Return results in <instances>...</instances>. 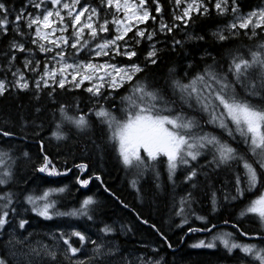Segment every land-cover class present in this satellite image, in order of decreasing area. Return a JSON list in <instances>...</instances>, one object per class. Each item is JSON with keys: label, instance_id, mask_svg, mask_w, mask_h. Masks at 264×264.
<instances>
[{"label": "snow or ice", "instance_id": "1", "mask_svg": "<svg viewBox=\"0 0 264 264\" xmlns=\"http://www.w3.org/2000/svg\"><path fill=\"white\" fill-rule=\"evenodd\" d=\"M167 2L170 20L164 15L162 0H23L19 7L12 0H0V96L31 92L36 101L46 95L55 103L57 90L87 93L92 105L87 111L81 109L79 100L72 105L76 115L69 114L68 105H59L60 120L49 139H55L58 146L64 143L68 155L74 157L75 144H68L71 137L63 127L67 123L78 133H86L92 128L90 116L94 115L106 125L108 140L122 164L138 169V175L151 168L158 189L162 187L161 163L173 189L177 187V172H182L180 183L187 186V191L174 203V207L178 205L175 215L181 217L177 227L183 229L191 216L203 227L189 226L188 233L212 234L210 240H199L191 248L216 249L219 242L228 255L239 250L254 264H264V246L237 241L235 233L223 229L213 233L217 225L209 218L226 205L244 199L246 193L258 186L264 188V5L245 12L239 0ZM213 15L225 20L211 32L217 43L244 35L259 41L255 50L249 49L250 58L239 53L232 55L226 70L218 67L211 53H205L201 59L207 57L211 63H205L187 83L173 78L170 87L173 95L179 93L183 105L206 117L204 124L218 129L222 135L203 131L204 125L196 116L185 114L183 108L177 111L173 107L175 101L165 100L161 89H150L147 82L138 78L150 65L158 64L165 48L175 52L184 47L186 40L177 39L176 33L184 32L187 40H204L203 35H192L187 30L198 19ZM144 42L147 51L141 63L135 58ZM161 44L165 47H158ZM187 67L191 69L193 64ZM125 86L128 94L120 96L124 106L118 109L123 117L117 118L105 104L116 108L115 97ZM40 111V107L35 109L36 113ZM18 127L19 131L0 127V137L31 139L38 145L34 172L61 177L76 170L75 183L81 188H86L92 180L104 185L100 174L92 172L85 177L88 163L73 162L68 166L67 156L61 159L59 155L54 158L49 154L42 122L29 120L21 113ZM229 141L242 146L243 151ZM92 144L95 146V141ZM22 155L31 160L28 151ZM208 155L211 159L201 164L200 157ZM8 161H12L9 153L0 152V186L6 187L14 180ZM132 185L139 193L136 180ZM201 189L206 190L209 215L197 214L192 209L197 202L195 193ZM66 190V186L49 188L39 195L26 194L23 200L10 188L0 191V236H9L5 244L8 255H0V264H168L159 255L160 247H151L149 251L153 255L146 257L135 249L122 250L112 240L104 239L116 233L107 223L97 228V239H92L87 229L76 224L58 227L51 233L52 245L32 247L26 243L28 237L20 239L19 233L31 226L28 213L45 221L66 217L95 224L93 206L97 201L91 196L79 208L68 211L57 208L52 197ZM104 191L115 196L106 186ZM120 203L129 209V205ZM129 210L138 221L155 231L161 245L175 254L176 248L166 233L135 210ZM250 215L256 218L260 228L254 238L264 241V192L249 201L238 218L242 221ZM224 224H231L240 235L248 236L238 222L226 219ZM121 230L132 231L124 226Z\"/></svg>", "mask_w": 264, "mask_h": 264}, {"label": "trees", "instance_id": "2", "mask_svg": "<svg viewBox=\"0 0 264 264\" xmlns=\"http://www.w3.org/2000/svg\"><path fill=\"white\" fill-rule=\"evenodd\" d=\"M17 7L21 5L23 0H12ZM94 2V0H93ZM165 5L164 15L170 20L169 5L167 0H162ZM242 10L247 12L255 7L264 5V0H239ZM31 10V9H30ZM225 20L215 17L209 19H198L187 31L192 35H203L204 40H187L184 32L176 33L177 39H185L186 43L183 48H178L173 52L168 48L160 54V60L157 65H150L144 73L139 74L141 81L147 82L150 89H161L165 100L175 101L173 107L179 111L183 108L185 114L189 116H196L200 123L204 125L203 131L215 132L217 135H222L218 129L211 125L204 124L206 117L199 112L189 109L183 105L179 93L173 95L170 87L173 78L180 79L183 83L188 80L196 72L203 69L205 63H211V59L205 57V53H211V56L216 58L218 67L226 70L229 59L234 54H241L245 58H250L249 49L255 50L258 40H249L244 35L238 39L229 40L223 44L217 43L211 36V32L218 24L224 23ZM151 24V22H149ZM162 39L161 37H158ZM158 47H165L158 45ZM147 51V42L142 43L138 47V62H143L144 55ZM127 62V61H124ZM193 64V68L189 69L187 65ZM170 70H173L170 72ZM187 72V76L185 73ZM253 76L257 72L253 71ZM238 91H241L239 88ZM128 94V87L121 89L119 94L115 97L116 108L112 104H105V107L114 111L117 118L123 117V112L119 111L121 105L120 96ZM241 94H243L241 92ZM79 100L81 109L87 111L91 107L88 100V94L82 90L75 92H64L57 90L55 96V103L49 100L46 95H43L39 101L33 98L31 92L17 93L10 92L4 96H0V127L7 126L11 130L19 131V114L23 113L29 120L35 119L37 123H43L44 131L42 135L45 137V143L49 154L52 157L60 156L63 159L68 158V166L73 162H85L89 164V172L85 174L90 175L92 172L100 174L104 180V185L98 181L92 182L86 187L81 188L75 183L76 170L67 176L48 177L44 174L33 171L34 166L38 163L39 148L38 145L31 139H8L0 137V152H7L12 157V161H8L12 165L14 172V180L8 186H0V191L10 188L16 192L21 200L23 196L29 193L41 194L44 190L49 188L65 187L67 190L61 194L53 195V199L57 201V208L60 211H68L73 208H79L81 202L91 196L97 201L93 206L96 217L95 224L92 222L81 220H71L69 218H55L52 221H45L42 218L36 217L32 213L27 215L31 219V226L27 228L26 232L19 234H28L33 232L37 239H40L45 234L56 232L58 227H63L67 224H76L82 228L87 229L92 239L97 238V228L103 227L105 223L113 226L116 229L114 236L105 237L107 240H112L122 250L135 249L137 254H144L152 256L149 251L151 247H160V256H163L168 264H254L249 258L245 257L239 250H235L232 255H228L222 245L219 244L216 249H194L190 246L197 243L199 240H210L212 234L207 232L188 233L189 226L203 227L200 221L189 217V224L185 225L183 229L178 228L177 225L181 223V217L175 215L177 207L174 203L179 200L180 196L185 195L187 186L180 183L183 178L182 172L178 171L176 176L177 187L173 189L167 178L165 165H159L161 188H157V180L154 171L149 168L142 175H138V169L126 168L118 156L111 141L108 140L109 133L106 125L93 115L90 116L92 128L86 133H78L77 130L67 123H65L63 130L68 132L71 140L68 144H75V155H68V147L64 143L59 144L55 139H49L51 132L55 128V123L60 120V114L57 111L60 104L68 105V112L70 115H76L75 109L72 107L76 101ZM37 107L41 108L39 113L35 112ZM31 129H29V132ZM223 139H228L222 136ZM95 141V146L92 144ZM229 143H233L229 141ZM99 146V147H96ZM234 147H240L233 143ZM87 148V151L82 149ZM28 151L31 155V160L25 158L22 153ZM211 159V156L200 157V163L203 164L206 160ZM14 161V163H13ZM137 181V187H133L132 181ZM108 187L110 195L104 191V187ZM217 186H219L217 184ZM205 189L196 191L197 202L192 205V209L200 215H209L210 203L208 197L205 195ZM264 188L257 187L256 190L246 193L245 198L226 205L215 214L209 216L212 223L217 225V229L213 233L223 229L235 233V239L244 243H255L264 246V241L254 238L260 231L258 221L253 216H247L242 221L239 220V212L251 201L257 198ZM118 197L119 199H116ZM120 201L129 205V209L138 212L142 218L154 223L166 233L170 241L176 248L175 254L161 245L158 235L136 219L133 211L122 206ZM238 222L239 226L248 236H242L240 233L231 227V224L225 225L224 220ZM121 226L125 228L130 227L132 231L125 232L121 230ZM183 237V240H181ZM252 237V238H250ZM9 239L8 235L0 236V255H8L5 244ZM29 239V238H28ZM147 245L148 248L143 247ZM158 258V257H157ZM9 259H11L9 255Z\"/></svg>", "mask_w": 264, "mask_h": 264}, {"label": "rangeland", "instance_id": "3", "mask_svg": "<svg viewBox=\"0 0 264 264\" xmlns=\"http://www.w3.org/2000/svg\"><path fill=\"white\" fill-rule=\"evenodd\" d=\"M264 192V191H263ZM32 233V235L31 236H29L28 234H23V235H21V234H19V238L20 239H23L24 237H28V238H33V239H28L27 240V244H30L32 247H40V245H52L53 244V241H52V239H51V236H50V234H45L43 237H41L40 239H37L36 238V236L34 235V233L33 232H31ZM95 239H97V238H95ZM105 239V238H104ZM107 240V239H106ZM18 247V249H19V247L20 246H17ZM91 246L89 245V248H90ZM146 257L148 256V255H145Z\"/></svg>", "mask_w": 264, "mask_h": 264}, {"label": "bare ground", "instance_id": "4", "mask_svg": "<svg viewBox=\"0 0 264 264\" xmlns=\"http://www.w3.org/2000/svg\"><path fill=\"white\" fill-rule=\"evenodd\" d=\"M30 240L33 239V238H29Z\"/></svg>", "mask_w": 264, "mask_h": 264}]
</instances>
